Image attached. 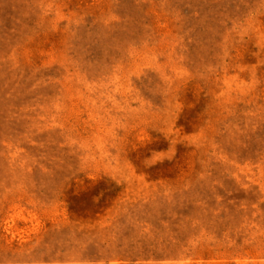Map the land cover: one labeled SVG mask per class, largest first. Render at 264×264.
Wrapping results in <instances>:
<instances>
[{
	"label": "rangeland",
	"instance_id": "rangeland-1",
	"mask_svg": "<svg viewBox=\"0 0 264 264\" xmlns=\"http://www.w3.org/2000/svg\"><path fill=\"white\" fill-rule=\"evenodd\" d=\"M0 264H264V0H0Z\"/></svg>",
	"mask_w": 264,
	"mask_h": 264
}]
</instances>
